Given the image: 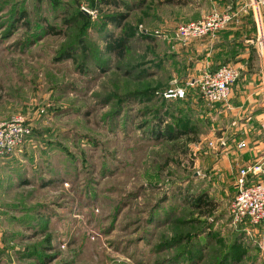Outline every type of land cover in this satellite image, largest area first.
I'll return each mask as SVG.
<instances>
[{"label":"rangeland","instance_id":"1","mask_svg":"<svg viewBox=\"0 0 264 264\" xmlns=\"http://www.w3.org/2000/svg\"><path fill=\"white\" fill-rule=\"evenodd\" d=\"M118 1L131 10L100 0H0V122L23 116L33 134L0 157V264H264V232L231 215L232 178L264 155V141L248 158H224L240 142L244 113L208 105L196 83L185 100L163 98L175 81L186 87L202 72L197 56L153 33L171 38L207 5ZM79 10L88 23L66 27ZM115 13H129L123 26L133 31L123 60L105 54L106 39L123 33L104 24ZM44 24L61 34L43 37ZM253 24L244 34L257 33L247 49L263 76ZM80 36L86 48L77 47ZM70 45L76 60H58ZM250 118L257 122L248 132L261 137L263 119ZM176 123L192 133L170 141L151 131ZM202 194L212 206L201 212L191 202Z\"/></svg>","mask_w":264,"mask_h":264},{"label":"built area","instance_id":"2","mask_svg":"<svg viewBox=\"0 0 264 264\" xmlns=\"http://www.w3.org/2000/svg\"><path fill=\"white\" fill-rule=\"evenodd\" d=\"M245 7L251 10L258 24L261 22V9H264V0H245ZM233 16L229 13L214 11L203 15L194 22L179 25L173 36L156 30L153 35L164 36L172 42L186 46L194 40L215 38L231 23ZM141 32L146 33L141 26ZM256 49L262 60L264 85V28L259 26ZM241 76V70L234 65H224L214 72L205 71L198 83L202 99L210 106L223 104L229 101L232 87ZM195 82H188L186 87L180 86L177 81L163 92L165 100H182L187 96V88ZM264 88V86H263ZM264 90V89H263ZM32 127L23 116H15L7 121L0 122V157L13 155L22 149L32 136ZM224 147V143H220ZM214 145V142L211 143ZM218 147V143H217ZM246 142L238 144L244 149ZM236 196L231 205V215L236 225L253 228L257 232H264V155L258 160L241 166L235 176Z\"/></svg>","mask_w":264,"mask_h":264},{"label":"crops","instance_id":"3","mask_svg":"<svg viewBox=\"0 0 264 264\" xmlns=\"http://www.w3.org/2000/svg\"><path fill=\"white\" fill-rule=\"evenodd\" d=\"M204 5H207V10L201 11L200 16L206 14L209 15L214 11L229 13L233 16L231 23L215 38L194 40L186 46L174 44V48L179 52L187 54L191 53L192 56H197L198 59H196V65L199 70L201 69L203 74L205 71L214 72L221 66L227 64L240 68L241 76L233 85L231 97L225 106H228V108L232 109L234 112L244 113L246 116V118L244 117V119H241L242 125L238 127L239 129L244 130L238 134V140H240V142L242 140L245 141L246 147L244 149H239L238 143L240 142L235 141L236 150H231L229 148L228 150L222 152V154H224V158L228 157L230 153L237 155V157L241 154L243 158H248V156H251V154L248 153L249 148H252V150H256L257 148H255V141H257V139H260V141L262 140L261 142H258V144L261 143V145L264 141V133H262L261 137L257 138L255 132H248V128L250 127L249 124L257 122L254 118H250L254 114L257 115L258 119L261 118V121L263 119L262 127L264 128V85L262 82V75L259 72L260 70L258 71L259 65L254 62V64L251 63L247 49L252 48L251 44L255 40V35L257 33L253 31V27L250 30L251 35L249 32L247 34L244 33H246V29L249 27L250 23L254 26L253 23L255 22L257 29H259V26L264 28V13L261 12V22L258 24L257 19L251 13V10H247L245 7L246 3L242 0H204ZM233 47H236L237 53H235V57L233 56L232 59L229 58L228 51ZM243 48H246V50L244 51ZM202 73L199 77H195L193 82L198 84L202 79ZM238 160L239 159L234 160V162H236L234 166H237ZM229 166L231 167L230 164ZM221 167L222 166H220V168ZM235 176L232 178L234 183Z\"/></svg>","mask_w":264,"mask_h":264},{"label":"trees","instance_id":"4","mask_svg":"<svg viewBox=\"0 0 264 264\" xmlns=\"http://www.w3.org/2000/svg\"><path fill=\"white\" fill-rule=\"evenodd\" d=\"M100 2H106L107 4L113 3L116 6V8H118V9H120L122 7L123 8L126 7V10H127L126 12H128V10L129 11L131 10V8H130V6L128 4H126V3H122L121 4L118 0H100ZM167 2L169 4L176 3L177 5L178 4H184V5H186V4H188L189 1H180V0H177V2H176V0H166V3ZM76 4H78V3L76 2ZM146 4H147L146 3V0H141L136 6L138 8H142L143 6H146ZM23 16L25 17V14ZM129 17H130L129 13H115V14H112V15H107V16L104 17V19H105L104 20V24L105 25L106 24L107 25L108 24H111V25H114L116 27L121 28L123 26V24L125 23V21L128 20ZM26 18H27V16H26ZM88 20L89 19H88L87 15L84 13V11L79 10L77 12V15L75 17L67 16L66 19L64 20V24L67 25L66 27L69 28L71 26H75L79 22H81V23H88ZM25 26H27V29L31 30V26H30V21L29 20L26 22V25ZM44 26H46V27H43V32H44L42 34L43 37L47 36L48 34H53V32L56 31V28L53 27L52 25L44 24ZM128 28L129 27L123 26L122 27L123 33L118 38L110 37V39H106L105 54H107L109 56H113V57H115V58H117L119 60L125 59V57L128 54V51L130 49V45H131L130 44L131 43L130 40H131V38L133 36V34H132V32H133L132 31V28H130V30H129L130 34H132V35H130L129 32L127 31ZM56 32H57V34H61V33H58V32H61L60 29L57 30ZM43 37L39 36V37H37L36 39H34L33 41H31L28 44L31 45L32 43H36V42H38ZM85 40H86L85 38H83V37L80 36V39L77 42L78 43L77 47L78 48H82V49L84 47L86 48V46H84V44L86 42ZM57 59L60 60V61L72 59V60L75 61L76 60V47L75 46H72V45L66 46L65 48H63L59 52ZM227 65H230V64H227ZM78 67H80L79 69L82 72H84L86 70V68L84 67V65H79ZM81 68H83L84 71ZM132 95H133L134 98H136L138 96L135 93H133ZM143 96L145 97V99H147L150 95H149V93H147V94H144ZM188 97H189V93H187V96H186L185 99H187ZM185 99H182V100H185ZM201 99H202V96H201ZM176 101H181V100H176ZM157 114L158 113H156V115ZM159 119H160V117H159ZM166 123L167 122L164 120L163 121V124L165 125ZM183 126H185V125L180 124V123H176L173 126L168 125L161 133L159 132V130L156 129V127L155 128L153 127L151 129V131L152 132H155L157 135H158V133L161 134L160 137L165 138V140L175 141V140L180 139L182 136L190 135L192 133V132L191 133L183 132L182 131ZM156 137L158 138V136H156ZM191 203H192L194 209H196L198 211H201V212L205 208H208L209 206H212V202L209 201V199L207 198V195H205V194L196 196L195 198H193V202H191ZM223 262H224V260L221 262V264H223Z\"/></svg>","mask_w":264,"mask_h":264},{"label":"water","instance_id":"5","mask_svg":"<svg viewBox=\"0 0 264 264\" xmlns=\"http://www.w3.org/2000/svg\"><path fill=\"white\" fill-rule=\"evenodd\" d=\"M87 13V12H86Z\"/></svg>","mask_w":264,"mask_h":264}]
</instances>
